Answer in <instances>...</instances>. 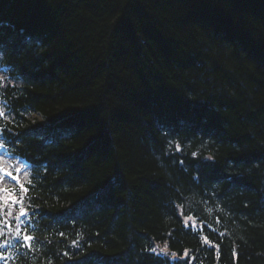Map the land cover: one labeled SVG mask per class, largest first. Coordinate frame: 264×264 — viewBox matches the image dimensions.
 I'll return each mask as SVG.
<instances>
[{
    "label": "trees",
    "instance_id": "trees-1",
    "mask_svg": "<svg viewBox=\"0 0 264 264\" xmlns=\"http://www.w3.org/2000/svg\"><path fill=\"white\" fill-rule=\"evenodd\" d=\"M0 62L18 264H264V0H0Z\"/></svg>",
    "mask_w": 264,
    "mask_h": 264
},
{
    "label": "snow or ice",
    "instance_id": "snow-or-ice-1",
    "mask_svg": "<svg viewBox=\"0 0 264 264\" xmlns=\"http://www.w3.org/2000/svg\"><path fill=\"white\" fill-rule=\"evenodd\" d=\"M3 115H4V112L0 110V116H3ZM2 148H4V145L0 144V149ZM179 150H180L179 147H177V151ZM16 171L19 172L20 169L16 168ZM0 172H3V169H0ZM0 178H11L13 181L16 180V176L12 175L11 172L5 173L4 176ZM20 215L21 217L25 215V210L23 208H21L20 210ZM61 235H63V233H61ZM23 239H24V244L30 248L31 247L30 242L32 241L33 237H31L30 235H25ZM152 251H155V249H152ZM167 251H168L167 247H165L164 249H161V252L163 253H166ZM173 256H175V253H173ZM185 256H187V251L185 252Z\"/></svg>",
    "mask_w": 264,
    "mask_h": 264
},
{
    "label": "rangeland",
    "instance_id": "rangeland-1",
    "mask_svg": "<svg viewBox=\"0 0 264 264\" xmlns=\"http://www.w3.org/2000/svg\"><path fill=\"white\" fill-rule=\"evenodd\" d=\"M42 119V118H41ZM45 127H48V128H56V126L55 125H52V124H46V125H44ZM47 128V129H48ZM62 136H58V138H61ZM55 138H56V136H55ZM47 147H46V145L45 144H43L42 146H39V148L37 149V150H40V153H42V152H44V153H48V151H47V149H46Z\"/></svg>",
    "mask_w": 264,
    "mask_h": 264
}]
</instances>
